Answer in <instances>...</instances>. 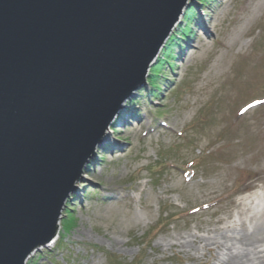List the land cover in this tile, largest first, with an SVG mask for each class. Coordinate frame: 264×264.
<instances>
[{"label": "rangeland", "instance_id": "1", "mask_svg": "<svg viewBox=\"0 0 264 264\" xmlns=\"http://www.w3.org/2000/svg\"><path fill=\"white\" fill-rule=\"evenodd\" d=\"M188 3L172 35L188 37L167 43L110 126L121 147L96 149L57 244L27 264H222L230 251L188 247V234L220 221V237L264 236V197L244 199L264 192V0Z\"/></svg>", "mask_w": 264, "mask_h": 264}, {"label": "water", "instance_id": "2", "mask_svg": "<svg viewBox=\"0 0 264 264\" xmlns=\"http://www.w3.org/2000/svg\"><path fill=\"white\" fill-rule=\"evenodd\" d=\"M187 5L0 0V264H25L57 236L97 143Z\"/></svg>", "mask_w": 264, "mask_h": 264}, {"label": "bare ground", "instance_id": "3", "mask_svg": "<svg viewBox=\"0 0 264 264\" xmlns=\"http://www.w3.org/2000/svg\"><path fill=\"white\" fill-rule=\"evenodd\" d=\"M223 1L224 0H220V4H222ZM184 11H183V13H184ZM182 16H183V14H182ZM211 21H212V19L210 21L207 19H204L202 29H204L206 32H210V28H212ZM177 27H178V25L176 24L175 27L173 28V30L171 31L170 36L174 33V31L177 29ZM154 63H155V61L152 63V65ZM150 70H151V65H150V68L148 69V73L150 72ZM125 104H126V102H124L123 108L120 110V112L118 114L119 116L122 113V111L125 109ZM118 115L114 118V121L116 120L117 117H119ZM142 122H143L142 120H139L138 124H141ZM112 123L110 124V126L112 125ZM110 126H109V129H110ZM109 133H110V131L108 130V132L102 137V141L97 143L96 149L98 147L108 146L109 149L112 150L114 148L121 147V145H119V144H111L112 142H111L110 137L108 135ZM115 154H116V152L114 153V155ZM93 158H94V156H91L89 161H91ZM96 163H98V165H99V162H96ZM86 167H87V165H85V168ZM94 172H96V170H94ZM262 197H264V192H260V193L256 192V193H253V194L245 197L244 199L250 200V202H253L254 200L260 199ZM239 203H243V202L240 201ZM256 222H258V221H256ZM59 224H60V219L58 221V228H57V234H56L57 237L60 235ZM221 225H223V226H221ZM224 227H230V226L226 222H222L220 224V221H218L215 224H213L212 228H206L204 230L207 233L206 236H198L197 234L189 233L188 237L184 240V242L187 244L188 247L193 246V245H196V246L197 245H201V246L203 245V247H205V249H208V250H211L212 248L216 249V248L224 247L225 249H227L230 252H229L227 259L222 264H249V263H251V264H264V256H259V258H257V262H255L251 257V253H253L254 250L256 249V245L259 242H264V236L261 238H256V236H254L255 235L254 233L247 234L246 232L243 231L242 233L236 234L232 237H229L227 235H225V236L223 235L220 237L219 236V234H221L220 231ZM211 233H215V235L209 236V234H211ZM48 245L49 244L42 246L38 250H41L44 247H49ZM172 245L176 246L177 243L176 244L173 243ZM234 246L241 247L243 249V251L240 254L231 253L232 248ZM35 253H36V251H34L33 253H31L29 255L25 264L28 263V260L30 258H32V256Z\"/></svg>", "mask_w": 264, "mask_h": 264}, {"label": "trees", "instance_id": "4", "mask_svg": "<svg viewBox=\"0 0 264 264\" xmlns=\"http://www.w3.org/2000/svg\"><path fill=\"white\" fill-rule=\"evenodd\" d=\"M191 9H193V7H191ZM183 31H184V33L187 35V31L185 32V28L183 29ZM186 35H182V34H177V35H175V36H171L170 38H169V40H168V42L170 41H177V43H179V44H181L182 42H180L179 41V38H183V36L185 37ZM180 36V37H179ZM186 37H188V36H186ZM175 38H177V39H175ZM167 42V43H168ZM166 48H167V44H166V46H165ZM163 61H168V58L166 57V56H164V58H163ZM155 75V73L153 72H151V70H150V75H149V77H153ZM141 92V91H140ZM162 215H167V217L168 218H174L175 216H177L178 214H172V215H168L167 214V211L166 210H163V212H162Z\"/></svg>", "mask_w": 264, "mask_h": 264}]
</instances>
